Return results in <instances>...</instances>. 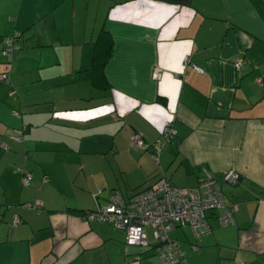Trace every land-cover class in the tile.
I'll return each mask as SVG.
<instances>
[{
	"label": "crops",
	"instance_id": "1",
	"mask_svg": "<svg viewBox=\"0 0 264 264\" xmlns=\"http://www.w3.org/2000/svg\"><path fill=\"white\" fill-rule=\"evenodd\" d=\"M102 31L112 52L97 89ZM13 33L9 85L0 80V264H160L82 214L161 177L194 186L202 170L236 210L231 225L208 212V232L169 234L185 262L264 264V0H0V38ZM34 201L39 213L18 207Z\"/></svg>",
	"mask_w": 264,
	"mask_h": 264
},
{
	"label": "built area",
	"instance_id": "2",
	"mask_svg": "<svg viewBox=\"0 0 264 264\" xmlns=\"http://www.w3.org/2000/svg\"><path fill=\"white\" fill-rule=\"evenodd\" d=\"M3 62L1 65L0 80L8 84V73L11 71V59L13 52L17 49L12 38L0 39ZM183 57V62H186ZM242 60H236L233 68L242 66ZM196 72L199 69L193 67ZM158 73H153L157 78ZM260 83V81H258ZM14 115L16 113L13 112ZM170 123L166 122L162 129V136L167 139L172 135ZM21 132L17 131L16 141L21 140ZM132 147L138 150H145L147 145L139 135L130 138ZM157 144L160 142L157 141ZM202 176L195 187L178 188L169 185L165 179L159 178L151 187L146 188L124 201L118 192H112L106 204L96 207V211L87 216V220L97 218L109 223L113 228L123 233L126 247H138L142 250L149 248L147 242L146 228L151 230L154 240H159L163 245L156 249V258L160 264H186L180 260V251L177 244L170 242L167 233L174 227H188L194 237L207 232L205 215L208 212H216V221L220 226H227L233 223L232 214L236 210L235 205H226L222 192L212 175L202 170ZM224 182L236 184L238 174L232 170L226 171L223 175ZM31 181L29 172L22 173L21 185L28 187ZM26 208L39 213L41 203L24 204ZM18 223L17 217H13L12 225Z\"/></svg>",
	"mask_w": 264,
	"mask_h": 264
},
{
	"label": "trees",
	"instance_id": "3",
	"mask_svg": "<svg viewBox=\"0 0 264 264\" xmlns=\"http://www.w3.org/2000/svg\"><path fill=\"white\" fill-rule=\"evenodd\" d=\"M5 37H10V38H12V40H13V42H14V44L16 45L17 44V41H18V39L20 38V34L19 33H13L12 35H10V36H4V37H1V38H5ZM0 38V39H1ZM92 45H93V54H92V59H91V68H90V71H91V79H90V81H91V85L93 86V87H95V88H97V89H105L106 87H107V85H106V82H105V77H104V74H103V68H104V66H105V63L107 62V60L109 59V57L111 56V52H112V40H111V38H110V36H109V34L107 33V32H100L99 34H98V36L96 37V39H95V41L92 43ZM16 47H17V49H19V47H18V45H16ZM16 49V50H17ZM15 50V51H16ZM14 51V52H15ZM0 52H1V48H0ZM13 52V53H14ZM12 56H13V54H12ZM12 60V59H11ZM2 62H3V59H2ZM2 62H1V65H2ZM11 63V62H10ZM244 64V62L242 63V65ZM10 73V72H9ZM9 73H8V76H9ZM3 82V81H2ZM4 83V82H3ZM5 84V83H4ZM5 85H9V80H8V84H5ZM160 103H163V101L160 99V100H158ZM16 115L18 116V113H16ZM170 128H171V126H170ZM172 129V128H171ZM173 130V129H172ZM171 136V135H170ZM168 139L169 138H167V139H165V141H168ZM154 144H156L155 142H154ZM155 146V145H154ZM156 146H160V144L159 145H156ZM156 146L154 147V149H155V151H154V154L152 155V158H153V160H155V161H157V158H158V154H159V152H158V150L156 149ZM146 149H147V147H146ZM146 149L145 150H143V151H146ZM141 151V150H140ZM22 173H24L23 171H22ZM21 173V174H22ZM21 177H22V175H21ZM161 178H163V177H161ZM201 177H199V179H200ZM163 179H165V178H163ZM198 179V180H199ZM158 180V179H157ZM156 180V181H157ZM155 181V182H156ZM165 181L169 184V185H172V186H175V185H173V184H171V183H169L166 179H165ZM154 182V183H155ZM198 182V181H197ZM217 182V181H216ZM153 183V184H154ZM237 183V182H236ZM30 184V183H29ZM152 184V185H153ZM217 184H218V182H217ZM196 185H197V183H196ZM196 185H194V186H186V187H178V186H175V187H178V188H181V189H183V188H187V187H195ZM234 185V184H233ZM218 186H219V188H220V185L218 184ZM23 187V186H22ZM151 187V186H150ZM25 188V187H24ZM149 188V187H148ZM145 190V189H144ZM143 190H140V191H136L135 193H133L129 198H131L133 195H135V194H137V193H139V192H142ZM220 191H221V188H220ZM116 192H118V191H116ZM222 192V191H221ZM119 193V192H118ZM119 195H120V193H119ZM120 197H121V195H120ZM122 198V197H121ZM128 198V199H129ZM123 199V198H122ZM127 199V200H128ZM127 200H124V201H127ZM35 202V201H34ZM33 203V202H32ZM24 204H26V203H23V204H21V205H19L18 207L19 208H22V209H27V210H31V209H29V208H26L25 206H24ZM106 204V203H105ZM104 204V205H105ZM96 207H102V206H98V205H96ZM96 207L95 208H93V209H91V210H86V211H84L83 212V214H82V220L83 221H85V222H101V223H106V224H108V225H110L109 223H107V222H104V221H101V220H99V219H97V218H94L93 220H87V216L90 214V213H93V212H95L96 211ZM31 211H33V210H31ZM36 213V212H35ZM211 213V212H210ZM213 213V216H214V219L216 220V212H212ZM216 213V214H215ZM15 217H17L16 215H14ZM13 216V217H14ZM13 217H12V220H13ZM205 218H206V216H205ZM17 219H18V217H17ZM12 220H11V225H12ZM205 221H206V219H205ZM217 222V221H216ZM18 223H19V219H18ZM17 223V224H18ZM16 224V225H17ZM218 224V223H217ZM206 225H207V221H206ZM219 225V224H218ZM12 226H15V225H12ZM111 226V225H110ZM220 226V225H219ZM112 227V226H111ZM222 227V226H221ZM113 228V227H112ZM176 228H178V229H186V230H188V231H190L189 230V228L188 227H174L171 231H173L174 229H176ZM113 229H115V228H113ZM147 229V228H146ZM116 230V229H115ZM119 231V230H118ZM171 231H169L168 233H167V238L169 239V241L170 242H175L176 244H177V246H178V249H179V251H180V254H181V256H180V260L181 261H184V263H186V264H188L187 262H185V260H184V258H183V253H182V250H181V248H180V244H179V242L178 241H176V240H174V239H172V238H170L169 237V233L171 232ZM207 232H208V230H207ZM145 233H146V230H145ZM149 233H150V237H151V242L150 241H148V239H147V242H148V245H149V248H148V250H151V251H153L154 252V255L156 256V252H155V250L156 249H158V248H160L162 245H163V243L162 242H160L159 240H154L153 238H152V235H151V230L149 229ZM190 233H191V231H190ZM192 234V233H191ZM122 235H123V233H122ZM146 235H147V233H146ZM194 237V236H193ZM123 244H124V239H123ZM124 246H125V244H124ZM193 246H190V248H192ZM158 260V259H157ZM160 263V262H159Z\"/></svg>",
	"mask_w": 264,
	"mask_h": 264
},
{
	"label": "rangeland",
	"instance_id": "4",
	"mask_svg": "<svg viewBox=\"0 0 264 264\" xmlns=\"http://www.w3.org/2000/svg\"><path fill=\"white\" fill-rule=\"evenodd\" d=\"M180 230H181V229L176 228L175 230L171 231V232L169 233V234H170V237H171V236H174V235L177 234V233H181ZM146 232H147V237H148V239L151 240V238H150V233H149V229H146Z\"/></svg>",
	"mask_w": 264,
	"mask_h": 264
},
{
	"label": "water",
	"instance_id": "5",
	"mask_svg": "<svg viewBox=\"0 0 264 264\" xmlns=\"http://www.w3.org/2000/svg\"><path fill=\"white\" fill-rule=\"evenodd\" d=\"M143 251H146V250H143Z\"/></svg>",
	"mask_w": 264,
	"mask_h": 264
}]
</instances>
